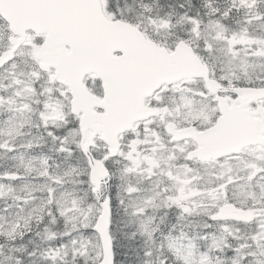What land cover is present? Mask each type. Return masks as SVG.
Returning <instances> with one entry per match:
<instances>
[{
	"label": "snow or ice",
	"instance_id": "6c2138e0",
	"mask_svg": "<svg viewBox=\"0 0 264 264\" xmlns=\"http://www.w3.org/2000/svg\"><path fill=\"white\" fill-rule=\"evenodd\" d=\"M0 264H264V0H0Z\"/></svg>",
	"mask_w": 264,
	"mask_h": 264
}]
</instances>
